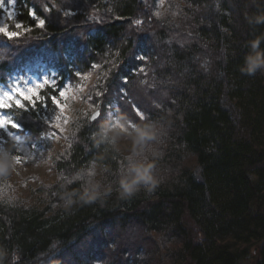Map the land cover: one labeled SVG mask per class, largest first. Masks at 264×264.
Instances as JSON below:
<instances>
[{
    "label": "trees",
    "instance_id": "16d2710c",
    "mask_svg": "<svg viewBox=\"0 0 264 264\" xmlns=\"http://www.w3.org/2000/svg\"><path fill=\"white\" fill-rule=\"evenodd\" d=\"M53 2L17 0L14 11L27 26L26 6L42 12ZM61 2L68 17L56 14L18 42L0 38V92L13 78L30 83L53 71L85 88L87 79L72 78L79 71L94 77L83 97L105 86L97 102L107 113L130 107L119 94L127 79L129 98L151 114L125 129L146 136L131 152H144L154 168L147 183L122 192L116 181L131 152L117 149L107 121L90 122L94 107L82 97L80 111L64 115L63 131L47 129L62 140L54 181L31 175L16 183L0 164L4 264L13 252L17 264H264V71H241L254 55L251 41L260 39L264 52V0ZM145 78L157 88H145ZM25 124L24 138L43 145L35 119ZM31 181L36 195L24 196L19 188Z\"/></svg>",
    "mask_w": 264,
    "mask_h": 264
},
{
    "label": "snow or ice",
    "instance_id": "6c2138e0",
    "mask_svg": "<svg viewBox=\"0 0 264 264\" xmlns=\"http://www.w3.org/2000/svg\"><path fill=\"white\" fill-rule=\"evenodd\" d=\"M16 4L17 0H0V11L6 12L7 21H15V23H0V38L3 41L18 42L23 34L32 30L33 26L43 30L46 27V20L55 19L56 14L60 15L62 13L65 17L70 15V12L61 0H56V2L42 6V12L36 6H26L29 23L25 26L22 20L17 19V14L14 11ZM153 6H155V0H153ZM107 10L110 11L111 9L109 8ZM44 13H47V15H44ZM156 15L159 17L161 14L157 12ZM90 19L96 21L95 15L90 17ZM98 22L103 23V17ZM131 23L133 26L139 27L142 21L136 19L131 21ZM4 45L5 47H10L11 44L4 43ZM3 59L4 57L0 56V61ZM139 59L146 62L145 56H140ZM92 67L96 68L97 65H92ZM134 67L138 69L135 73L137 76L143 75L147 77L145 67H140L139 65H135ZM72 78L87 79L79 71L74 72V74L72 73ZM103 79L107 80V76ZM128 82L127 79L124 80L120 86L119 94L130 107H121L119 111H113L110 108L107 113H103L100 110V104L97 101L99 97L105 94L106 89L104 85L98 82L89 89L88 94L83 99L90 102L94 107V114L90 117L91 122L99 124L101 121H107L108 131H112L113 129L123 131L125 129H134L135 125L140 121L150 120L151 114L142 102H135L129 98V94L123 86L128 84ZM140 83L145 88H151L153 90L157 88L154 78L151 79V82L147 78L141 79ZM73 89H78L83 92L82 85L79 83L73 84L71 81L65 82L62 79V74L55 71L51 72V74H43L39 79L31 81V83L20 77L13 78L11 83L7 84V90L0 92V153L9 156L16 162H20L21 155L15 153L22 150V148H27L31 156L35 158L36 154L40 152L41 145L40 143H29L24 138L26 135L24 129L27 127L25 121L35 119L38 129L44 132L43 135H40L38 131L39 141L43 142L53 139L57 133H49L47 129L50 126L52 129H60L63 131L61 121L64 124L68 123L67 118L64 116L65 109L68 106L63 101L68 99L69 93ZM151 94L149 93V95ZM109 103L112 104V101H109ZM116 106L112 104V107ZM155 107L159 108L160 104L156 103ZM14 112H19L21 118L16 119L13 115ZM25 113L28 115H25ZM132 113H135V115L133 116ZM145 139L146 136L144 133H140L138 143H143ZM10 141L12 142L11 151L8 150ZM147 172L148 170L144 169L142 172L143 176L147 177ZM86 176L88 179H91L94 176V172L88 170ZM77 179L82 180L84 177H77Z\"/></svg>",
    "mask_w": 264,
    "mask_h": 264
},
{
    "label": "rangeland",
    "instance_id": "374dc122",
    "mask_svg": "<svg viewBox=\"0 0 264 264\" xmlns=\"http://www.w3.org/2000/svg\"><path fill=\"white\" fill-rule=\"evenodd\" d=\"M93 79L94 77L92 75L87 78V83L84 86L85 88H83V92L78 89H73V91L69 93L68 99L65 100V104H67L68 107L64 112V115L68 119H72L80 111L82 97L86 93L85 89L91 84ZM63 135H66V132H63ZM109 135L113 138L117 149L124 154H128L137 149L141 144L138 143V133L131 134L127 133L125 130L113 129L109 131ZM61 142L62 140L58 136L50 139V141H44L43 145L40 144V152L36 154L35 158L31 156L27 148H22V150H20L21 161L15 162L13 167H11L7 157H5L3 153H0V164L3 167V171L6 172V175L12 177V180L16 183L23 181L31 175L40 177L44 182H52L54 181V171L52 169L53 157L56 152L59 151ZM19 189L24 196H28L36 191L37 185L31 181L27 186H22ZM35 195V193L32 194V196Z\"/></svg>",
    "mask_w": 264,
    "mask_h": 264
},
{
    "label": "clouds",
    "instance_id": "9594fccd",
    "mask_svg": "<svg viewBox=\"0 0 264 264\" xmlns=\"http://www.w3.org/2000/svg\"><path fill=\"white\" fill-rule=\"evenodd\" d=\"M259 44L260 39H255L250 42L254 55L249 54L245 56L244 64L241 68L243 73L255 75L258 71H264V52L257 51ZM145 152H147V149ZM153 168L154 164L152 167H149V158L144 152H131L128 156L124 157L122 174L119 175L116 183L119 185L122 192H131L137 189L141 184H145L149 181ZM144 169L148 170L147 177L142 174ZM86 195L95 194L86 193ZM8 255V253L0 254V264H4V260ZM18 260L19 256L15 252L11 253L9 264H17Z\"/></svg>",
    "mask_w": 264,
    "mask_h": 264
},
{
    "label": "bare ground",
    "instance_id": "6f19581e",
    "mask_svg": "<svg viewBox=\"0 0 264 264\" xmlns=\"http://www.w3.org/2000/svg\"><path fill=\"white\" fill-rule=\"evenodd\" d=\"M93 114H94V113H93ZM93 114H92V115H93ZM90 122H91V121H90ZM91 123H92V122H91Z\"/></svg>",
    "mask_w": 264,
    "mask_h": 264
}]
</instances>
